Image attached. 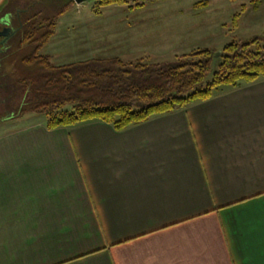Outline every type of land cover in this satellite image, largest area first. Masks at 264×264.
<instances>
[{
	"label": "crops",
	"instance_id": "obj_1",
	"mask_svg": "<svg viewBox=\"0 0 264 264\" xmlns=\"http://www.w3.org/2000/svg\"><path fill=\"white\" fill-rule=\"evenodd\" d=\"M19 119L0 135V264H264V78L123 131Z\"/></svg>",
	"mask_w": 264,
	"mask_h": 264
},
{
	"label": "trees",
	"instance_id": "obj_2",
	"mask_svg": "<svg viewBox=\"0 0 264 264\" xmlns=\"http://www.w3.org/2000/svg\"><path fill=\"white\" fill-rule=\"evenodd\" d=\"M41 1L40 8L38 1L27 5L38 8L36 12L19 11V32L0 48V121L44 114L50 130L103 122L123 131L153 116L208 101L222 88L264 78V45L260 38L226 45L211 79V58L216 53L207 49L182 56L175 63L111 57L57 66L51 56L41 53L55 37L59 19L76 3ZM99 5L129 3L101 0ZM194 6L203 9L209 2ZM139 7L144 5L130 6ZM241 17L242 13L235 14L234 27H238Z\"/></svg>",
	"mask_w": 264,
	"mask_h": 264
},
{
	"label": "rangeland",
	"instance_id": "obj_3",
	"mask_svg": "<svg viewBox=\"0 0 264 264\" xmlns=\"http://www.w3.org/2000/svg\"><path fill=\"white\" fill-rule=\"evenodd\" d=\"M36 1L40 8L39 0H11L9 7L14 14L18 10L36 12L38 8L27 6ZM100 1L76 4L59 19L55 38L41 54L51 55L57 66L111 57L175 63L182 56L207 49L216 53L211 58V79L218 71L226 45L255 38H260L264 45V0H127L129 5L111 7H101ZM199 2H209V6L195 9ZM137 4L144 7L130 8ZM244 6L246 11L242 12ZM237 13H242V17L238 27H234ZM26 117L47 119L44 114ZM19 120H1L0 135Z\"/></svg>",
	"mask_w": 264,
	"mask_h": 264
},
{
	"label": "water",
	"instance_id": "obj_4",
	"mask_svg": "<svg viewBox=\"0 0 264 264\" xmlns=\"http://www.w3.org/2000/svg\"><path fill=\"white\" fill-rule=\"evenodd\" d=\"M75 3L77 5H81L83 3H85L88 0H74ZM4 23V22H3ZM12 35V29L10 28H4L1 32H0V48L3 47L6 42L8 41L9 37Z\"/></svg>",
	"mask_w": 264,
	"mask_h": 264
},
{
	"label": "flooded vegetation",
	"instance_id": "obj_5",
	"mask_svg": "<svg viewBox=\"0 0 264 264\" xmlns=\"http://www.w3.org/2000/svg\"><path fill=\"white\" fill-rule=\"evenodd\" d=\"M0 41H1V39H0ZM3 48V47H2Z\"/></svg>",
	"mask_w": 264,
	"mask_h": 264
}]
</instances>
